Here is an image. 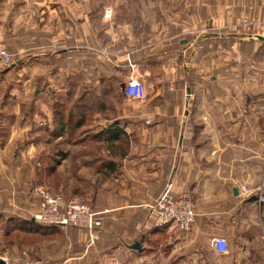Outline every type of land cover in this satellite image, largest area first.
I'll use <instances>...</instances> for the list:
<instances>
[{"label": "crops", "instance_id": "obj_1", "mask_svg": "<svg viewBox=\"0 0 264 264\" xmlns=\"http://www.w3.org/2000/svg\"><path fill=\"white\" fill-rule=\"evenodd\" d=\"M78 1L0 0V33L8 38L21 30L24 47L15 52L13 44L14 56H31L34 44L60 46L43 57L58 64L55 75L63 69L60 58L75 60L78 72L79 54L86 55L87 95L103 100L87 103L85 155L75 161L89 169L85 201L102 225L89 246L86 231L34 220L39 201L30 190L41 160L31 158L37 151L30 137L39 130L32 127L37 118L4 117L0 219L7 220L8 244L0 258L7 264H264V203L243 194L264 173V39L235 29L244 15L264 17L260 0H145L144 22L135 15L107 21ZM132 74L144 81V101L125 95ZM169 184L175 196L196 203L188 231L156 227L150 218V205ZM217 236L227 239V253L212 246Z\"/></svg>", "mask_w": 264, "mask_h": 264}, {"label": "rangeland", "instance_id": "obj_2", "mask_svg": "<svg viewBox=\"0 0 264 264\" xmlns=\"http://www.w3.org/2000/svg\"><path fill=\"white\" fill-rule=\"evenodd\" d=\"M78 2L80 7L89 4L94 6L96 13L104 12L107 21L121 20L124 16L132 17L135 15L138 19L136 22L140 19L144 22L149 17L147 13H150L149 3H146L145 0H88V2L87 0H79ZM260 2L264 7L263 1L260 0ZM134 11L136 12L134 13ZM81 14L82 11H80ZM244 20L251 22V25H244ZM97 22L99 21L97 20ZM98 28L101 30V22H99ZM235 29L244 31L252 37L260 36L258 34H264V17L253 18L244 15L238 20ZM16 31H19L20 36L7 38L6 34L5 36L0 33V38L10 52L11 47H14L13 44L15 45V52L21 51L24 47L21 43V30L17 29ZM78 32L79 34L85 33V29L80 27ZM42 46L37 44L30 46L32 48L31 56L27 57L28 53H25L22 57L21 53H19V56H14L13 64L9 67L0 62V119L13 117L19 120L26 116L37 118L32 127H37L39 130L35 131L36 133H33L30 137L31 142L36 146L34 147L37 152L31 158L34 163L38 162V159L41 161L35 165L34 176L36 182L30 191L39 203L40 198L36 194L37 188H42L67 200H78L81 203L88 204L85 200L88 193L86 180L89 176V169L85 166L80 167L78 160L75 161L77 154L79 158L85 155V152L81 154L82 149H85V144L81 145L84 140L82 141L80 136H84L88 131L86 129L88 115L85 113V102H82L83 105H80L79 109H75L76 105L75 107L73 105L79 103L78 100L86 97L87 91L90 92L92 89V87L85 86L88 83L87 74L84 73L86 71V55L83 54L84 52L79 54V58H82L79 59V63L80 65L84 64L81 65V68H78V72L74 71L77 67L75 60H67L65 56L60 58L58 63L61 65L58 67L64 70H59L60 75H55L54 68L57 63L45 60L43 57H45V53H53L55 50L60 49V46L52 44ZM77 46L80 51H84L83 48L86 47V42L80 41ZM48 64H50L51 70L47 66ZM44 68L50 70L49 75L44 74ZM65 68H69L67 69L70 70L69 74L71 72L69 76L64 73ZM73 68L75 69L73 70ZM71 69L75 74L72 73ZM95 80H97V77H95ZM100 97L99 100L102 101V95ZM72 108L75 109V122L83 114L85 118L83 127L74 126L73 121L71 128L63 134L62 139H57L59 133L54 131L55 114L56 112H58V115L63 114L66 119ZM38 134H41V136L44 134V136L39 137ZM58 150L63 153L61 155L58 152L56 153ZM6 230L7 220L0 219V256H5V248L8 244Z\"/></svg>", "mask_w": 264, "mask_h": 264}, {"label": "built area", "instance_id": "obj_3", "mask_svg": "<svg viewBox=\"0 0 264 264\" xmlns=\"http://www.w3.org/2000/svg\"><path fill=\"white\" fill-rule=\"evenodd\" d=\"M262 1L264 3V0ZM243 24L249 26L251 22L244 20ZM13 61L14 54L9 51L0 38V62L9 67ZM124 92L131 100L144 101L147 92L142 77L129 75L125 80ZM36 194L40 198L39 207L33 214L36 222L44 226L75 227L80 232H87L89 246L95 243L97 231L102 225V218L88 204L78 200H67L59 195L55 196L42 188H37ZM243 194L246 197L256 194L259 203H264V173L258 187L254 190L244 187ZM195 207L196 203L189 195L175 196L172 185L169 184L155 202L150 205V218L156 227L176 224L181 230L188 231L195 222ZM212 246L219 253H227L229 249L227 239L222 236L214 237Z\"/></svg>", "mask_w": 264, "mask_h": 264}, {"label": "trees", "instance_id": "obj_4", "mask_svg": "<svg viewBox=\"0 0 264 264\" xmlns=\"http://www.w3.org/2000/svg\"><path fill=\"white\" fill-rule=\"evenodd\" d=\"M96 99H98V100H96ZM78 101H80L79 103L81 105H83L82 102H85L84 106L86 107L88 102H91L92 104L97 103L99 101V98L96 94L91 93V94L86 95V97L81 98ZM80 104L78 105V108L75 107V109H79ZM75 109L72 108L70 110L66 119H65L63 114L58 115V112H56L55 120H54V122H55L54 123L55 124V128H54L55 133H59V132L66 133V132H68L67 130H69L71 128V124L73 121H74V126L83 127V124L85 122V118H84L83 114H81V118L79 120H77V122H75V120H74V118H75L74 115H76ZM85 113H86V111H85ZM62 153L63 152H61V154Z\"/></svg>", "mask_w": 264, "mask_h": 264}, {"label": "water", "instance_id": "obj_5", "mask_svg": "<svg viewBox=\"0 0 264 264\" xmlns=\"http://www.w3.org/2000/svg\"><path fill=\"white\" fill-rule=\"evenodd\" d=\"M259 39H264L262 36H257ZM123 87H125V83L123 84ZM139 244L137 243L135 246L137 247ZM0 264H7L6 260L4 258H0Z\"/></svg>", "mask_w": 264, "mask_h": 264}]
</instances>
